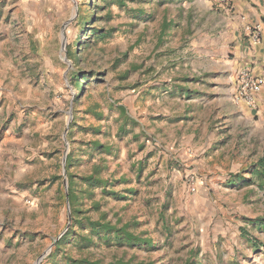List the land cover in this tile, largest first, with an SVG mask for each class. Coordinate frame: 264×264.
<instances>
[{
	"label": "rangeland",
	"instance_id": "rangeland-1",
	"mask_svg": "<svg viewBox=\"0 0 264 264\" xmlns=\"http://www.w3.org/2000/svg\"><path fill=\"white\" fill-rule=\"evenodd\" d=\"M173 1L0 0V264H264V202L177 117Z\"/></svg>",
	"mask_w": 264,
	"mask_h": 264
},
{
	"label": "crops",
	"instance_id": "crops-1",
	"mask_svg": "<svg viewBox=\"0 0 264 264\" xmlns=\"http://www.w3.org/2000/svg\"><path fill=\"white\" fill-rule=\"evenodd\" d=\"M173 2L167 5L177 7L181 20L169 37L186 42L179 85L193 90L184 100L193 106L177 117L196 120L198 129L208 131L213 167L226 170L217 179L238 183L264 202V86L255 106L231 98L242 68L264 69V0ZM247 219V228L236 231L248 244H264V209ZM248 230L259 237L245 235Z\"/></svg>",
	"mask_w": 264,
	"mask_h": 264
},
{
	"label": "built area",
	"instance_id": "built-area-1",
	"mask_svg": "<svg viewBox=\"0 0 264 264\" xmlns=\"http://www.w3.org/2000/svg\"><path fill=\"white\" fill-rule=\"evenodd\" d=\"M224 1V0H221ZM253 39H255L253 37ZM264 86V69L255 72L253 68H242L235 80L232 101L255 106L256 96Z\"/></svg>",
	"mask_w": 264,
	"mask_h": 264
},
{
	"label": "trees",
	"instance_id": "trees-1",
	"mask_svg": "<svg viewBox=\"0 0 264 264\" xmlns=\"http://www.w3.org/2000/svg\"><path fill=\"white\" fill-rule=\"evenodd\" d=\"M85 180L87 181H90L92 180V177L89 176V177H86ZM100 182L98 181L97 184H99ZM90 185H94V183H91ZM93 226H97L96 224H99V223H92ZM101 228L104 232V234H107V233H113L115 234V237L117 239H120V236H122V239H130L133 240L134 237H133V234L129 233V232H126L125 230H118L116 229L114 226H111L109 223H103L101 224ZM66 237V235L64 234L63 236H61L58 241L60 242L61 240H63L64 238ZM120 241V240H119ZM122 241V240H121ZM58 245V244H57ZM70 262H68V264H100L98 261H89L87 259H71L69 260ZM113 264H131L129 262H124V261H117L116 263H113ZM139 264H144V263H139Z\"/></svg>",
	"mask_w": 264,
	"mask_h": 264
},
{
	"label": "water",
	"instance_id": "water-1",
	"mask_svg": "<svg viewBox=\"0 0 264 264\" xmlns=\"http://www.w3.org/2000/svg\"><path fill=\"white\" fill-rule=\"evenodd\" d=\"M63 46H64V45H63ZM65 133H66V130H65L64 134H65ZM65 158H66V156H64V158H63V164H64V162H65ZM65 185H66V184H65ZM57 239H59V237H57L56 240H57ZM54 241H55V240H54ZM43 255H44V254H42V255L40 256L39 259H41V258L43 257Z\"/></svg>",
	"mask_w": 264,
	"mask_h": 264
}]
</instances>
